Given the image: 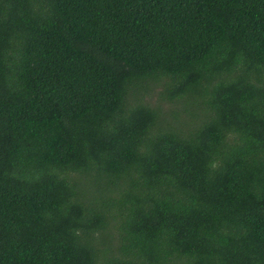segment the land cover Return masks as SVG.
<instances>
[{
    "label": "trees",
    "instance_id": "trees-1",
    "mask_svg": "<svg viewBox=\"0 0 264 264\" xmlns=\"http://www.w3.org/2000/svg\"><path fill=\"white\" fill-rule=\"evenodd\" d=\"M0 264H264V0H0Z\"/></svg>",
    "mask_w": 264,
    "mask_h": 264
}]
</instances>
